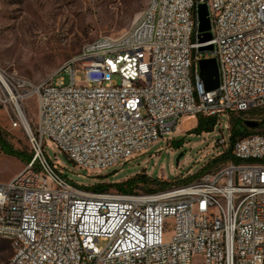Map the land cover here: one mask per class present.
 <instances>
[{
	"label": "built area",
	"instance_id": "2783aa9c",
	"mask_svg": "<svg viewBox=\"0 0 264 264\" xmlns=\"http://www.w3.org/2000/svg\"><path fill=\"white\" fill-rule=\"evenodd\" d=\"M200 3L209 8V42L200 41ZM204 58L218 62L213 91L200 75ZM0 104L35 153L0 181L9 264H195L197 256L264 264V132L236 141L238 162L149 193H88L45 150L54 145L79 169L102 172L167 143L184 117L203 115L217 117L204 134L223 154L232 135L223 119L264 108V0H149L129 31L87 43L50 79L0 65Z\"/></svg>",
	"mask_w": 264,
	"mask_h": 264
},
{
	"label": "rangeland",
	"instance_id": "374dc122",
	"mask_svg": "<svg viewBox=\"0 0 264 264\" xmlns=\"http://www.w3.org/2000/svg\"><path fill=\"white\" fill-rule=\"evenodd\" d=\"M148 3L149 0H0V65L17 70L36 82L50 79L87 43L102 36L118 38L129 31ZM36 103L37 98L27 101L34 119ZM185 120L188 123L192 118L184 117L167 143L161 141L148 153L102 172L79 169L54 145H46L45 150L54 160L58 159L59 168L88 193H98L92 189L96 184L107 185L104 192L127 193L114 184L136 175L152 177L153 182L140 183L134 193H145L148 188L164 190L200 179L230 162L202 171L220 156L217 155L220 149L214 143V134H204L210 131L194 132L198 118L193 125L183 126ZM248 121L263 123L264 108L230 114L229 119H223L231 132L238 123L241 130L249 134L264 132V127L255 130ZM0 134V181H9L33 161L35 153L27 134L22 129L11 128L1 104ZM181 140L180 146L174 143ZM30 155L32 159L29 160ZM12 253L10 241L0 236V264H9ZM195 264H202L200 256L195 257Z\"/></svg>",
	"mask_w": 264,
	"mask_h": 264
},
{
	"label": "trees",
	"instance_id": "16d2710c",
	"mask_svg": "<svg viewBox=\"0 0 264 264\" xmlns=\"http://www.w3.org/2000/svg\"><path fill=\"white\" fill-rule=\"evenodd\" d=\"M197 118H198V125L196 128H194V132H197L200 134L204 131H212L214 129L216 122H217V117H214V116L206 117L203 115H198ZM239 125H240V123L236 124V126L234 127V130L232 132L230 148L227 151H225L223 154H221L220 156H217L212 161H210L203 168L202 171H206L207 169H209L213 165H217V164H220L222 162H227L228 160L235 161V162L239 161L233 155V152H232L233 146L239 138H242V137L249 134L248 132H245L244 130L242 131L241 128L239 127ZM261 127H264V121H263V123H261L259 125V127L255 128V130H257L258 128H261ZM0 141H1V134H0ZM174 143H176V144L179 143L178 146H180V144L182 143V140L181 141H175ZM7 150H9L10 152L15 153V154L18 153L13 148H10V149L8 148ZM28 159L29 160L32 159V155H30L28 157ZM142 182L149 184L150 182H153V178L149 177V176L136 175L134 177L129 178L126 181L119 182V183L114 184V185H116L123 192L134 193V191H135L134 188ZM106 186L107 185H105V184H96L94 187H92V189L98 193H101V192H104L105 190H107ZM163 187H165V185ZM155 191H157L156 188H148L145 191V193L155 192ZM6 247H8V245H6Z\"/></svg>",
	"mask_w": 264,
	"mask_h": 264
},
{
	"label": "water",
	"instance_id": "95a60500",
	"mask_svg": "<svg viewBox=\"0 0 264 264\" xmlns=\"http://www.w3.org/2000/svg\"><path fill=\"white\" fill-rule=\"evenodd\" d=\"M199 20L200 26L199 30L202 32V36L200 38L201 42H209L212 40V33L210 32L211 29V20L209 16V8L206 3L199 4ZM213 45H208L201 47L202 51L205 50H212ZM200 75L202 80L204 81L206 91H213L217 89L220 85V74H219V67L218 62L215 58H204L200 60ZM247 124L253 128L259 127L260 123L256 121H248ZM183 155L180 154L178 160Z\"/></svg>",
	"mask_w": 264,
	"mask_h": 264
},
{
	"label": "bare ground",
	"instance_id": "6f19581e",
	"mask_svg": "<svg viewBox=\"0 0 264 264\" xmlns=\"http://www.w3.org/2000/svg\"><path fill=\"white\" fill-rule=\"evenodd\" d=\"M190 118H192V120H190L187 124L188 125H193V121H194V119H195V116H190Z\"/></svg>",
	"mask_w": 264,
	"mask_h": 264
},
{
	"label": "crops",
	"instance_id": "0c3cea01",
	"mask_svg": "<svg viewBox=\"0 0 264 264\" xmlns=\"http://www.w3.org/2000/svg\"><path fill=\"white\" fill-rule=\"evenodd\" d=\"M195 119L197 120V116H195ZM186 124H187V121L185 120L184 123H183V126H185Z\"/></svg>",
	"mask_w": 264,
	"mask_h": 264
}]
</instances>
